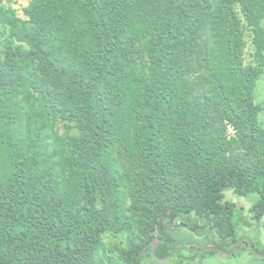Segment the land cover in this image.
I'll return each mask as SVG.
<instances>
[{
    "label": "trees",
    "instance_id": "1",
    "mask_svg": "<svg viewBox=\"0 0 264 264\" xmlns=\"http://www.w3.org/2000/svg\"><path fill=\"white\" fill-rule=\"evenodd\" d=\"M30 1L0 53V264H111L107 233L160 264L179 217L231 249L226 191L264 220V0Z\"/></svg>",
    "mask_w": 264,
    "mask_h": 264
},
{
    "label": "rangeland",
    "instance_id": "2",
    "mask_svg": "<svg viewBox=\"0 0 264 264\" xmlns=\"http://www.w3.org/2000/svg\"><path fill=\"white\" fill-rule=\"evenodd\" d=\"M31 4L30 0H0V53L4 51L6 39L9 37L10 25L5 22V18H13L15 20H20L26 22L29 20L25 14V10ZM237 11L241 15L239 6H237ZM6 13V14H5ZM8 15V16H7ZM22 26V23H19ZM244 39L246 41V48L244 51V62L246 65L253 64L255 65V60L253 54L255 53V46L253 44V34L251 30L246 27ZM137 69L136 72H140L142 69V60L137 59ZM144 63V61H143ZM256 89V103L262 107V110L259 114V120L262 126L264 127V72L262 78L257 83ZM66 128L64 124H59V133L65 134ZM229 134L233 135V129L229 128ZM120 167V166H119ZM224 200L235 203L238 209H240L244 214L240 217L235 216L234 219L239 225V239L249 238L252 241L254 250H249L244 244V242L239 246L242 247L234 252L233 255L222 254L219 252L210 253H194V252H185L184 257L187 264H264V256H259L258 254L264 255V220L257 221L253 219V215L250 213L251 208L253 207L256 197H240L234 194L232 191L225 192ZM243 216V218H242ZM245 221V225L243 222ZM184 222L182 217L175 218L173 220V225H171L170 230L173 232V237L175 242H178L179 247H188V248H207L212 246V237L207 238H197L191 233L181 231V223ZM103 248L100 250V255L105 259L104 261L111 264H121L119 253L116 249L117 246L126 247L127 234L122 233L120 235H114L107 233L103 235ZM220 248V247H219ZM231 249H224L228 252L233 251ZM180 258L176 256L160 262V264H176L180 261Z\"/></svg>",
    "mask_w": 264,
    "mask_h": 264
},
{
    "label": "water",
    "instance_id": "3",
    "mask_svg": "<svg viewBox=\"0 0 264 264\" xmlns=\"http://www.w3.org/2000/svg\"><path fill=\"white\" fill-rule=\"evenodd\" d=\"M243 242H247L250 246V249L254 250L253 245H252V241L249 238H241L239 239L236 244L234 245L233 251L228 252L224 249L218 248V247H207V248H188V247H178L177 249H175L173 252H171L169 255H167L166 257L163 258H159V260L161 262L166 261L170 258H172L173 256H175L178 252H187V251H191V252H195V253H204V252H210V251H215V252H219L222 254H229V255H233L234 252L237 250V248L243 243ZM151 245L153 246V250L154 252H156V248L158 245L157 241H154L151 243ZM149 246H146V248L141 252V254L138 256V259L146 252L147 248ZM259 256H264L263 254H258Z\"/></svg>",
    "mask_w": 264,
    "mask_h": 264
},
{
    "label": "flooded vegetation",
    "instance_id": "4",
    "mask_svg": "<svg viewBox=\"0 0 264 264\" xmlns=\"http://www.w3.org/2000/svg\"><path fill=\"white\" fill-rule=\"evenodd\" d=\"M171 224L173 225L174 223L171 222ZM180 226L182 227L181 231H185V232H188V233H191L193 234L194 236H196L197 238H204L206 237L205 235V232H199L201 229H200V221L197 225H190L189 223H186L185 221L183 223L180 224ZM163 228V227H162Z\"/></svg>",
    "mask_w": 264,
    "mask_h": 264
}]
</instances>
